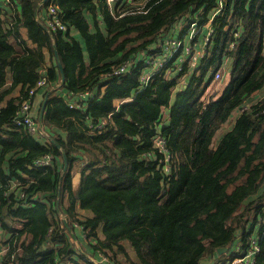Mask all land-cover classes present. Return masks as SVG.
<instances>
[{"label":"trees","instance_id":"16d2710c","mask_svg":"<svg viewBox=\"0 0 264 264\" xmlns=\"http://www.w3.org/2000/svg\"><path fill=\"white\" fill-rule=\"evenodd\" d=\"M39 1L12 0L19 10L7 14L0 0V86L7 69L20 85L0 105V227L9 232L0 264H230L253 237L247 264H264V0H45L37 18ZM51 2L65 31L47 26ZM19 26L34 51L11 44ZM167 37L181 40L174 60L141 84ZM55 52L64 82L49 91L42 124L64 150L63 172L60 148L29 132L22 118L32 113L20 110L23 100L41 106L59 82ZM223 62L227 79L206 92ZM60 213L107 262L68 239Z\"/></svg>","mask_w":264,"mask_h":264},{"label":"built area","instance_id":"2783aa9c","mask_svg":"<svg viewBox=\"0 0 264 264\" xmlns=\"http://www.w3.org/2000/svg\"><path fill=\"white\" fill-rule=\"evenodd\" d=\"M9 1V0H6ZM118 0H106V2L108 4H113L114 2H116ZM47 26L48 28L51 29H59V30H63L65 31L67 29L66 25L64 23L61 22L59 15H58V11L56 8V5L53 4L52 2L49 4L48 8H47ZM196 29H194V24L190 23L189 26V30H188V34L190 38H192L195 35ZM210 33V30L207 31V34L204 37V41L202 43V46L204 45V43L208 40V35ZM181 44V40L179 39H175L172 37H167L165 41H162L159 44L160 47V51L159 53L155 54V55H150L153 56V60L150 61L149 57L146 61V63L149 65V67L147 69H145V71L140 75V81L141 84L145 85L148 80L151 78V76L153 75L154 72L158 71L160 68L164 67L165 65H167L169 62H171L172 60H174V53L176 52L178 46ZM203 48V47H201ZM189 46L186 45L185 50L186 52L189 51ZM203 53H198V55H194L192 54L191 60L193 61L192 65H195L197 56H202ZM129 65V62L126 61L124 62L121 66L117 67L114 69V73H122L124 72L127 67ZM221 72L220 70H217L213 73V78L218 79L221 76ZM45 83V78L41 77L38 81H37V86L43 85ZM30 93L34 92V89H31L29 91ZM70 106H73V103H69ZM30 104L27 100H23L20 104V110L25 112L27 110H29ZM16 122L19 124L20 118L16 119ZM22 123L25 125V127L27 128V130L31 133H37V123L36 121L33 119V117L31 116V114H25L24 117L22 118ZM156 144L158 146H160L161 148L163 147V142L161 138H157L156 139ZM50 156L49 155H44L41 158H38L35 160V164L36 165H44L46 163L49 162ZM51 230V229H49ZM65 232H67L68 235V231L65 228ZM70 236V235H69ZM69 240H72L71 236L69 238ZM251 244H252V248L245 254L238 256V257H234L230 260V264H247L250 263L252 260V255L254 254V252L256 250H258V245H257V241L256 238L253 237L251 240ZM88 258L91 260H94L96 262H107V257L106 256H100V258H96L94 256H90L88 255ZM64 264H70L69 262H66ZM106 264H110V263H106Z\"/></svg>","mask_w":264,"mask_h":264},{"label":"crops","instance_id":"0c3cea01","mask_svg":"<svg viewBox=\"0 0 264 264\" xmlns=\"http://www.w3.org/2000/svg\"><path fill=\"white\" fill-rule=\"evenodd\" d=\"M4 2L5 3L6 2H9V4L7 6H5L7 10H10L9 12H6L7 14H9V13L15 14V13L18 12L19 7L15 6V4L12 2V0H9V1L4 0ZM41 3H42V0H40L38 2L37 6H41ZM40 14L42 15V13H37L36 17L38 18L39 16H41ZM86 16L89 19V21L92 20V17L94 19V16L93 15L91 16L90 14H86ZM98 25L101 26V27L103 26L102 19L100 17L98 19ZM18 33H19V36L15 37V38H12L11 41H10L11 44L13 45V47L18 52V54H23L24 52H26L28 50L34 51L36 49L37 45L34 42H32L31 39L28 37L26 27L19 26ZM44 52H45V50H44ZM45 54H46V52H45ZM46 56H47V54H46ZM226 72H227V70H226V62H223V68H222V75L221 76L224 78V81L227 79V76H228V74ZM11 83H12L11 71H10V69H7V71H6V81L3 83V85L0 86V105L1 106H4L6 104V102L10 98L16 97V96L19 95L20 85L17 84V85L11 86ZM55 88H57V87L51 86L49 88V90L55 89ZM36 101H38V98L36 99ZM36 101H35V103L33 102L32 104H30V108H29L30 111L29 112L32 113V114L34 113L36 115V117H37V120H36V123H37V125H36L37 126V131L40 133L39 136H37V138L42 143H45L46 140H50L51 141L50 136L53 137V138H54V136L48 134L47 129H45L43 127L42 121H41V126H40L39 120H38V112H39V109L38 108H40L39 107L40 105L38 106V102H36ZM244 108H246V106ZM32 114H31V116H32ZM228 125H229L228 123L225 124L223 126V128L221 129V132ZM8 154H10V153H7L5 156L7 157ZM77 181H78V175L75 174L74 179H73V183H74L75 186L77 185ZM75 211L76 212H79L80 214L91 215V212L90 211H87V210L86 211H81L79 209V207H78L77 204L75 206ZM60 216L63 219V217L65 216V214L60 213ZM77 226L78 225L74 226L75 227L74 229H72L70 226H69V229L66 228L67 231H68V236L69 235L71 236V238H72L71 242L77 248H79L80 246L82 247V251H81L82 253H84L87 257H88V255L92 256V254H91V251L92 250H91L90 247H88V243L85 240L83 230L81 228H79V226L78 227ZM8 235H9V232H4V230H2V228L0 227V261H1L2 254L4 253V251L6 249L5 241H6L7 237H8ZM73 235L75 237H73ZM99 235H100V237H102V235L100 234V232H99ZM24 236L25 235H22L21 236V239ZM26 236H27V238H29V235L28 234ZM70 236H69V238H70ZM131 256H133L132 252H131Z\"/></svg>","mask_w":264,"mask_h":264},{"label":"water","instance_id":"95a60500","mask_svg":"<svg viewBox=\"0 0 264 264\" xmlns=\"http://www.w3.org/2000/svg\"><path fill=\"white\" fill-rule=\"evenodd\" d=\"M44 1H45V0H42V2H44ZM38 7H39V6H37V8H36V10H35V15H37ZM44 28H46V27L44 26ZM55 57H56L57 66H58L59 71H60V80H59V82H57V83H56L55 85H53V86H54V87H58V86H60V85L64 82V73H63V69H62L61 62H60L59 57H58V55H57L56 52H55ZM49 91H50V90L47 89V91H46V93H45V95H44V98H43V100H42L41 106H40V108H39V112H38V120H39V124H40V126H41L42 116H43V112H44V108H45L46 100H47V95H48ZM50 139H51L52 143L55 144L58 148H60V150H61V152H62V155H63V165H62L61 172H63V171H65L66 168H67V159H66V157H65L64 150H63L62 147H60V144L57 142V140H56L55 138H53V137L50 136ZM58 194H59V191H58ZM62 220H63V223H64V225L66 226V228L69 229L68 223H67V221H66V216H64ZM73 237H75V236L73 235ZM226 250H227V247H219V248H217V252H218V253L224 252V251H226ZM95 262H96V261H95Z\"/></svg>","mask_w":264,"mask_h":264},{"label":"rangeland","instance_id":"374dc122","mask_svg":"<svg viewBox=\"0 0 264 264\" xmlns=\"http://www.w3.org/2000/svg\"><path fill=\"white\" fill-rule=\"evenodd\" d=\"M188 32V31H187ZM187 32L185 33V35H186V39H189L190 37H189V35H187ZM196 33V32H195ZM205 37V36H204ZM191 39V38H190ZM187 46H189V48H190V45H188L187 44ZM203 51H204V48H199V49H195L194 51H193V56L194 55H198V53L200 52V53H203ZM180 59H182V57H180L179 59H178V61L180 60ZM149 60L150 61H152L153 60V56H149ZM188 60H190V64H193V61L190 59V57H189V59ZM175 65H176V63H175ZM178 65V64H177ZM222 74V73H221ZM223 81H224V78L222 77V76H220L218 79H215V78H213V80L211 81V83L208 85V87H207V89H206V92H213L214 90H217V89H219L221 86H222V84H223ZM80 215V214H79ZM263 218V217H262ZM259 221H262V219L260 218L259 219ZM67 234V233H66ZM68 236V235H67ZM68 239H69V236H68ZM71 241V240H70ZM207 259H204L203 260V263H206L207 261H206Z\"/></svg>","mask_w":264,"mask_h":264}]
</instances>
